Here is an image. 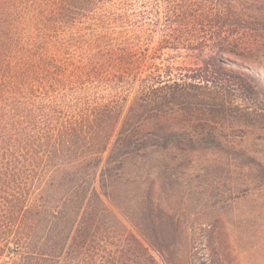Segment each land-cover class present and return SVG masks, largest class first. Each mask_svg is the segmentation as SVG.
I'll use <instances>...</instances> for the list:
<instances>
[{
  "label": "trees",
  "instance_id": "16d2710c",
  "mask_svg": "<svg viewBox=\"0 0 264 264\" xmlns=\"http://www.w3.org/2000/svg\"><path fill=\"white\" fill-rule=\"evenodd\" d=\"M261 21L264 0H0V264H234L216 181L264 200V125L249 166L203 155H246L212 125L233 110L264 122V73L226 56Z\"/></svg>",
  "mask_w": 264,
  "mask_h": 264
},
{
  "label": "rangeland",
  "instance_id": "374dc122",
  "mask_svg": "<svg viewBox=\"0 0 264 264\" xmlns=\"http://www.w3.org/2000/svg\"><path fill=\"white\" fill-rule=\"evenodd\" d=\"M259 26L264 27V21H261ZM258 45L259 47L253 48L248 55L227 54L226 56L264 73V40L261 39ZM249 48L251 49L250 46ZM168 53L170 54L168 60L175 66H179L176 60L180 59V54L169 51ZM231 114L232 121L217 120L219 123H212V125L224 132L226 137L228 136L227 139L237 148V151H244L246 155H242L241 152L234 155L225 147L214 156L205 152L203 160L206 162L216 159V162L220 164L232 163L249 166V148H252L255 143L252 137L258 136L256 135L258 129L264 125V122L257 123L255 126L253 122H249L251 117L244 115L243 110H233ZM220 178L216 181L219 189L215 192L221 193V204L226 203L230 207L228 208L230 214L222 221L223 239L230 258L234 264H264V240H261L262 233H264V200L252 201L249 176L244 178V175L224 172ZM254 212L257 213L255 224L252 223Z\"/></svg>",
  "mask_w": 264,
  "mask_h": 264
}]
</instances>
